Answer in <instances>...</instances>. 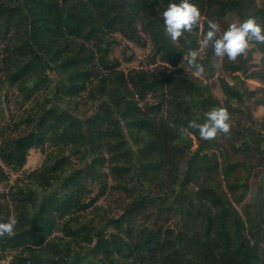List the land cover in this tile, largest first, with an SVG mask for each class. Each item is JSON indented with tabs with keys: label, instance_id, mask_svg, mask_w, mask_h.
<instances>
[{
	"label": "trees",
	"instance_id": "obj_1",
	"mask_svg": "<svg viewBox=\"0 0 264 264\" xmlns=\"http://www.w3.org/2000/svg\"><path fill=\"white\" fill-rule=\"evenodd\" d=\"M179 2L0 0V182L3 167L23 174L0 193V208L11 207L0 222L18 221L14 236L0 238L3 259L264 264V114L253 116L264 109V44L253 41L235 63L200 46L210 19L221 32L249 17L264 25V0H190L199 26L172 41L163 12ZM117 36L149 47L144 66L121 68ZM189 50L203 75L181 67ZM213 60L222 67L210 68ZM217 72L229 78L216 76L223 100L208 83ZM212 106L228 109L231 132L205 141L187 125L203 123ZM31 149L44 157L25 172ZM106 195L116 214L97 204Z\"/></svg>",
	"mask_w": 264,
	"mask_h": 264
},
{
	"label": "clouds",
	"instance_id": "obj_2",
	"mask_svg": "<svg viewBox=\"0 0 264 264\" xmlns=\"http://www.w3.org/2000/svg\"><path fill=\"white\" fill-rule=\"evenodd\" d=\"M201 11L199 6L191 3L190 0H180L179 3H169L163 12L165 34L172 41L180 39L185 32H191L199 26ZM208 31L200 42L202 49L211 48L213 55L217 59L227 58L229 62L235 63L242 56H246L253 41L264 44V25H261L255 17H249L240 21L230 23L226 30L221 32V25L215 20H208ZM185 62L193 69L197 75L205 72L204 64L198 61V51L189 50L183 56ZM170 67V66H169ZM210 68L222 67V64L213 60L209 64ZM231 115L226 107L212 106L206 113L203 123L196 120L188 122V129H195L199 132V137L205 141H213L218 135H228L231 132ZM180 134L186 135V130L181 127ZM17 219L9 218L7 222H0V238L15 235Z\"/></svg>",
	"mask_w": 264,
	"mask_h": 264
},
{
	"label": "rangeland",
	"instance_id": "obj_3",
	"mask_svg": "<svg viewBox=\"0 0 264 264\" xmlns=\"http://www.w3.org/2000/svg\"><path fill=\"white\" fill-rule=\"evenodd\" d=\"M236 21V20H234ZM201 32H198V35L200 36ZM117 41H118V45L116 47V49L113 52V56L119 58L121 60V68L124 70L130 69V68H137L141 65L144 66L145 64V58L149 52V47H146L144 49H141L127 41H125L124 39L120 38L119 36H117ZM126 57H130L131 61L126 62L123 61V59ZM260 60V55L258 53H255L253 55V62L254 63H258ZM147 68V67H145ZM221 75L224 76L227 80H229V78L227 77V75H224V73H220L217 72L216 75L208 81V83L211 86V90L212 93L219 99V100H223V94L221 93L219 87H218V81L216 79V76ZM246 84L248 86L249 89H255L257 87L261 86V83L258 80H248L246 81ZM253 106V105H252ZM79 108H81L80 114L82 115L85 111V106L84 103L80 101V106ZM264 114V109L262 107H253V116L256 118L261 117ZM16 115V107L13 106V103H11L9 109L6 111V116H5V123L6 124H10L11 123V119L14 118ZM43 152L39 149H31L28 153L27 159H26V164L24 167V171L25 172H29L32 171L36 168H38L43 160ZM77 162L74 164V166H72V169L77 168ZM4 171L7 172L8 174V178L6 181L4 182H0V193H5L8 190V187L13 184L17 178H23V174H19V173H12L10 172L7 168L3 167ZM254 182V185H253ZM251 186H252V190H256L257 188V180L256 178H253L251 181ZM59 188L57 185L53 186L50 190L48 191H43L41 189H37V193L39 195V197H45L48 194L50 195L52 192L57 191ZM97 189L98 187L96 186L93 190V193L91 196L97 194ZM249 198V197H248ZM247 198V199H248ZM97 204L99 206H101L105 211L111 212L116 214L118 211V205L117 202L114 201V199L108 195L101 197L100 199H98ZM1 208H0V216H4L7 212L11 211V207L9 206L8 203H6V201L2 200L1 201ZM2 255L0 254V264H11L10 263V257L8 256L7 258H2ZM2 258V259H1Z\"/></svg>",
	"mask_w": 264,
	"mask_h": 264
}]
</instances>
